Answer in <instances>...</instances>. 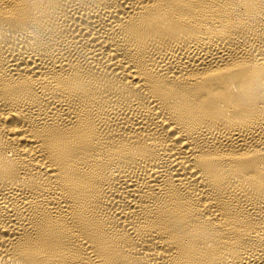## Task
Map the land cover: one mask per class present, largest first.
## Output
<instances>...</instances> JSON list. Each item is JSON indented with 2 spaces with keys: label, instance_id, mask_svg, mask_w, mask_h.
<instances>
[{
  "label": "bare ground",
  "instance_id": "bare-ground-1",
  "mask_svg": "<svg viewBox=\"0 0 264 264\" xmlns=\"http://www.w3.org/2000/svg\"><path fill=\"white\" fill-rule=\"evenodd\" d=\"M0 264H264V0H0Z\"/></svg>",
  "mask_w": 264,
  "mask_h": 264
}]
</instances>
